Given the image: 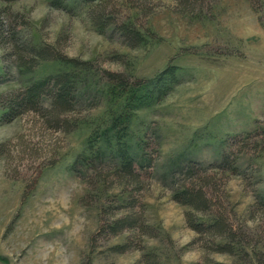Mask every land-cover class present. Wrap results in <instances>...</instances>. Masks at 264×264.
<instances>
[{"label": "rangeland", "instance_id": "374dc122", "mask_svg": "<svg viewBox=\"0 0 264 264\" xmlns=\"http://www.w3.org/2000/svg\"><path fill=\"white\" fill-rule=\"evenodd\" d=\"M66 1L67 9L51 0H0V8L16 15L24 39L90 60L95 90L104 70L154 80L156 97L133 110L125 141L145 182L134 191L138 204L158 236L123 231L92 238L111 208L125 211L120 193L132 189L92 167H83V175L73 169L91 143L105 144L101 132L124 103L98 93L100 105L82 111L69 132L47 127L36 112L0 118V264H144L150 251L160 264H264V0H103L116 24L143 32L137 47L114 25L101 32L93 23L90 12L102 1ZM11 49L0 44V95L65 68L50 60L22 72ZM172 67L173 74L156 78ZM107 135L116 139L114 130ZM227 152L239 171L208 172L229 221L247 230L235 254L202 245L186 221L190 208L172 198L170 186L178 166H210ZM143 155L151 160L146 169ZM127 241L129 250L112 249Z\"/></svg>", "mask_w": 264, "mask_h": 264}, {"label": "trees", "instance_id": "16d2710c", "mask_svg": "<svg viewBox=\"0 0 264 264\" xmlns=\"http://www.w3.org/2000/svg\"><path fill=\"white\" fill-rule=\"evenodd\" d=\"M99 1H102L101 5L96 6L90 16L101 32L114 25L115 29L121 31L130 47H137L145 42V35L140 29L127 22L116 24L114 18L106 11V2ZM51 4L63 9L68 7L66 0H51ZM15 16L9 7L0 8V44L11 43L10 53L15 57L16 66L22 72H32L39 62L56 60L64 63L65 68L33 79L25 86L0 95L1 121H12L23 114L36 112L44 118L47 127L69 132L80 124L82 111L100 105L102 95L123 97L124 103L118 105L115 114L114 111L111 113L106 127L101 132V136L103 133L105 137V144L95 146L91 143L90 153H80L73 163V169L83 175V167H92L98 176L105 173L108 177L114 176L124 187L132 185V189L128 190L129 194L122 192L121 196L117 195L125 203V211L117 214L111 208V216L100 225L92 237L93 240L99 234L110 236L123 231H133L139 239L144 235L157 237L156 228L145 217L144 205L138 204L139 196L134 191L144 186L145 182L142 173L137 169V156L125 141L129 130L128 118L133 110L146 100L156 97L158 90L153 85L154 80L134 79L123 72L104 70L103 85L95 90L90 81L93 74L88 70L92 63L90 60L69 57L51 44H38L24 39L16 28ZM174 68H166L156 78L173 74ZM163 93L165 91L162 95ZM112 130L115 132V144L112 137L107 135ZM141 158L144 160L139 159L140 166L146 169L151 162L150 157L143 155ZM212 167L222 171L229 169L233 173L239 171L236 158H232L231 152L224 153L220 160L210 166L195 161L180 165L170 183L172 198L190 208L185 215L186 221L199 234L198 238L208 251L235 254L244 247L242 240L247 236V230H241L226 216L222 202L218 200L220 195L215 189V174L208 172ZM130 248L129 241L112 247L117 252H125ZM138 248L145 251L144 246ZM243 251L249 253L245 248ZM141 261L144 264H160L158 255L152 251L144 252Z\"/></svg>", "mask_w": 264, "mask_h": 264}]
</instances>
